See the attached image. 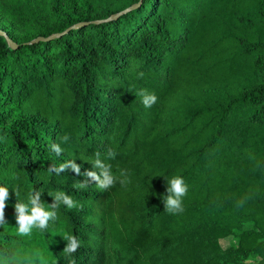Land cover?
<instances>
[{
	"label": "trees",
	"instance_id": "1",
	"mask_svg": "<svg viewBox=\"0 0 264 264\" xmlns=\"http://www.w3.org/2000/svg\"><path fill=\"white\" fill-rule=\"evenodd\" d=\"M0 26V264H264V0H0ZM97 153L125 185L49 171ZM33 191L82 207L21 236Z\"/></svg>",
	"mask_w": 264,
	"mask_h": 264
},
{
	"label": "clouds",
	"instance_id": "2",
	"mask_svg": "<svg viewBox=\"0 0 264 264\" xmlns=\"http://www.w3.org/2000/svg\"><path fill=\"white\" fill-rule=\"evenodd\" d=\"M143 74H141L142 76ZM142 103L144 106L151 107L157 100L155 94H146L141 90ZM64 142H67L69 137L65 135ZM51 150L60 156L63 149L58 144L51 145ZM117 155L116 152L109 150L107 152L108 159H114ZM94 170H87L81 173V166L74 161H66L60 163L59 166L51 165L49 171L59 175L68 169H71L77 175H84L86 179L79 182L77 187L84 188L91 183H95L96 187L100 190H107L113 187L117 181L123 186L127 180V174L124 170H120V175H114L110 164L100 159V154H96V158L92 164ZM188 186L182 176H173L167 181L166 197L163 200L165 210L173 215L180 214L184 211L183 197L187 194ZM9 189L5 186H0V225L6 223L5 208L9 199ZM53 198V203L45 204L41 200V193L33 191L29 194L27 202L17 201L15 204L16 223L18 225V235L30 236L34 230L46 231L50 222H55L58 219V209L61 205L66 206L67 209L82 207L76 200L64 191H57L50 194ZM67 242L63 252L68 256L75 254L81 247V241L75 235L64 233L62 236Z\"/></svg>",
	"mask_w": 264,
	"mask_h": 264
},
{
	"label": "rangeland",
	"instance_id": "3",
	"mask_svg": "<svg viewBox=\"0 0 264 264\" xmlns=\"http://www.w3.org/2000/svg\"><path fill=\"white\" fill-rule=\"evenodd\" d=\"M0 29H1V26H0ZM229 240L230 238H224V239H221L219 240V244L222 248H225L228 244H229Z\"/></svg>",
	"mask_w": 264,
	"mask_h": 264
},
{
	"label": "water",
	"instance_id": "4",
	"mask_svg": "<svg viewBox=\"0 0 264 264\" xmlns=\"http://www.w3.org/2000/svg\"><path fill=\"white\" fill-rule=\"evenodd\" d=\"M125 11H123L122 13H124ZM0 36H6V34H5V32L4 31H2V30H0ZM6 41H7V43H8V45L9 46H12V43H11V41L10 40H8V39H6Z\"/></svg>",
	"mask_w": 264,
	"mask_h": 264
}]
</instances>
